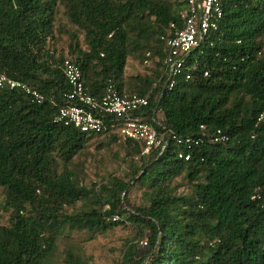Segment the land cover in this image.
I'll return each instance as SVG.
<instances>
[{
  "label": "trees",
  "instance_id": "1",
  "mask_svg": "<svg viewBox=\"0 0 264 264\" xmlns=\"http://www.w3.org/2000/svg\"><path fill=\"white\" fill-rule=\"evenodd\" d=\"M61 5L83 38L65 29L68 48L57 53L51 43ZM222 5L218 33L189 55L169 88L161 36L173 34L172 22L183 26L187 0H0V71L57 100L0 93V264H47L67 228L105 231L126 222L147 245L128 243L119 264H264V0ZM67 57L80 64L91 95L101 97L110 82L124 94L148 95L145 117L165 138L170 130L198 136L220 128L229 140L207 141L185 160L171 139L140 157L128 181L85 184L77 160L91 138L107 134L137 154L143 144L111 126L88 133L54 121L70 89ZM131 57L148 58L153 73L126 78ZM182 173L192 189L180 195L173 179ZM131 184L143 188L142 203H131ZM79 201L82 209L68 213ZM116 214L125 219L113 221ZM60 264L91 263L71 245Z\"/></svg>",
  "mask_w": 264,
  "mask_h": 264
},
{
  "label": "built area",
  "instance_id": "2",
  "mask_svg": "<svg viewBox=\"0 0 264 264\" xmlns=\"http://www.w3.org/2000/svg\"><path fill=\"white\" fill-rule=\"evenodd\" d=\"M224 10L222 0H187V7L182 13L183 26L171 23L172 35H162L165 41L166 52L163 58L165 73L168 76L169 88L173 87L176 78L184 73V67L189 55L199 48L211 35L218 33ZM212 44V41H209ZM150 56V53H147ZM145 63H149L146 58ZM62 71L70 86L63 94L64 104L60 105L54 117L55 122L71 125L83 132L98 133L111 126L113 131L123 140H137L143 144L136 158L146 156L154 148H166L169 140L180 147L178 156L190 160L191 151L208 142H226L229 135L218 128L210 134L178 135L173 130L167 138L165 134L148 121L145 116L149 113V96L132 94L127 95L114 82H110L101 97L87 92L83 72L80 64L74 57H67L62 64ZM186 79L191 74L186 73ZM5 89H18L31 97L37 103L49 100L57 103L54 95H47L28 83L0 71V93ZM156 109L151 119H156ZM264 113L261 114V119ZM158 122V121H157ZM160 124V123H159ZM205 129L204 125H201ZM113 221L120 220L119 215L111 217ZM147 245V238L144 241Z\"/></svg>",
  "mask_w": 264,
  "mask_h": 264
},
{
  "label": "rangeland",
  "instance_id": "3",
  "mask_svg": "<svg viewBox=\"0 0 264 264\" xmlns=\"http://www.w3.org/2000/svg\"><path fill=\"white\" fill-rule=\"evenodd\" d=\"M174 1V0H172ZM65 7H59L57 15L56 38L52 41L57 53L67 51L69 44L68 31L65 29L76 30L80 39L83 33L74 25L65 14ZM154 63L145 64L141 60L134 57L129 58L128 67L125 71V77L131 81L137 80L136 76L151 75L153 73ZM102 143V148H98V144ZM135 153L130 147L123 142L113 140L107 134L93 137L88 141V148L85 153L77 160L78 164L82 163L83 176L85 184L92 182H101L115 178L128 181L131 176V168L133 165H141L142 161L136 158ZM62 165V163H61ZM173 184L176 186L177 194H188L192 189V181L185 173L175 177ZM129 199L133 204H140L143 201V188L139 186L129 187ZM3 199V193L0 189V202ZM82 201H79L73 207H68V213H74L82 209ZM7 215L2 217L5 222ZM125 219V216H121ZM138 229L135 225L126 222L125 225L114 226L105 231H82L78 229H66L56 241V246L48 258L47 264H60L65 256V250L73 245L79 248L84 259L91 264H119L123 250L128 243H138L145 249L144 241L146 238H139Z\"/></svg>",
  "mask_w": 264,
  "mask_h": 264
}]
</instances>
